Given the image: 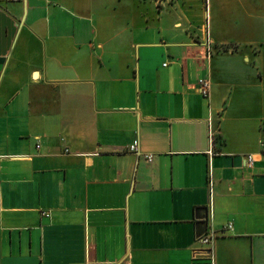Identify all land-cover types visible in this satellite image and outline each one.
I'll list each match as a JSON object with an SVG mask.
<instances>
[{"label": "crops", "instance_id": "obj_1", "mask_svg": "<svg viewBox=\"0 0 264 264\" xmlns=\"http://www.w3.org/2000/svg\"><path fill=\"white\" fill-rule=\"evenodd\" d=\"M0 182V264H264V0H0Z\"/></svg>", "mask_w": 264, "mask_h": 264}, {"label": "built area", "instance_id": "obj_2", "mask_svg": "<svg viewBox=\"0 0 264 264\" xmlns=\"http://www.w3.org/2000/svg\"><path fill=\"white\" fill-rule=\"evenodd\" d=\"M11 1H20V0H11ZM199 92L201 93V95H203V97L205 98H208L210 96V93H211V84L209 82V80L203 78V79H200L199 80ZM130 151H133L135 153H139L138 151V145L137 143H133L131 146H130ZM146 159L149 161V162H152L153 161V155L152 154H149V155H146ZM247 161L250 165L253 164L254 160H253V157H248L247 158ZM1 182H0V196H1ZM46 216H49V214L45 213ZM233 229V226L232 224H228L225 228V231L228 230V231H231ZM216 234L214 232L212 233H207L206 235H204L203 237L199 238V241L203 244V245H210L212 243V241L214 240Z\"/></svg>", "mask_w": 264, "mask_h": 264}]
</instances>
